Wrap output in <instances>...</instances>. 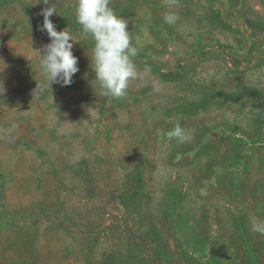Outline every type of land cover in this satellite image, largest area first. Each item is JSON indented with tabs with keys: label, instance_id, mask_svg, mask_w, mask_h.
<instances>
[{
	"label": "rangeland",
	"instance_id": "rangeland-1",
	"mask_svg": "<svg viewBox=\"0 0 264 264\" xmlns=\"http://www.w3.org/2000/svg\"><path fill=\"white\" fill-rule=\"evenodd\" d=\"M0 5L5 21L26 14L20 1ZM110 7L128 23L137 77L125 96H103L93 39L75 37L87 67L76 90L40 93L43 138L0 139V239L34 264H264V235L252 230L264 220V0ZM50 42L22 51L39 59ZM177 124L183 143L166 136Z\"/></svg>",
	"mask_w": 264,
	"mask_h": 264
},
{
	"label": "trees",
	"instance_id": "trees-1",
	"mask_svg": "<svg viewBox=\"0 0 264 264\" xmlns=\"http://www.w3.org/2000/svg\"><path fill=\"white\" fill-rule=\"evenodd\" d=\"M22 3L26 10L23 18L14 21H5L0 15V139L1 142H22L27 146L32 147L36 142L43 138V134L49 129V122L40 118L41 104L39 103V95L43 91L57 87L60 91L71 92L78 88L79 82L74 81V78L79 79L81 73L78 71L73 76V83L70 86H61L53 84L52 87L48 83L47 78L43 75L40 68L39 59L33 58L31 54H26L22 51L23 45L32 43L37 38L49 37L46 31H41L44 17L41 14L42 9L51 6V0L48 4L43 3V0H11V2ZM117 11V8H115ZM127 10V9H126ZM4 11L0 5V14ZM76 7L57 9L50 18L56 26L57 31L67 30L73 38L81 39L82 29L76 20ZM126 15V11L123 16ZM92 38V37H90ZM82 41V40H81ZM94 43L93 40H91ZM86 41L76 45L73 51L78 55H83L87 52L78 50L77 47H82ZM88 55H91L90 53ZM83 64L86 69V59L80 60L78 65ZM82 68H79V70ZM39 89L34 95L35 89ZM26 115L35 117L33 126H29ZM39 121L43 122L44 126L40 127ZM29 136L33 139V144L29 140ZM45 141L50 140L48 135L44 138ZM27 141V142H26ZM123 204L127 208L134 207L135 201L132 195L126 198L123 194ZM4 232L0 231V238H3ZM5 241L0 239V264H34L35 257H32V262L26 260L32 253L25 254V250L15 246L6 236Z\"/></svg>",
	"mask_w": 264,
	"mask_h": 264
},
{
	"label": "clouds",
	"instance_id": "clouds-1",
	"mask_svg": "<svg viewBox=\"0 0 264 264\" xmlns=\"http://www.w3.org/2000/svg\"><path fill=\"white\" fill-rule=\"evenodd\" d=\"M48 4L49 0H43ZM57 13L53 3L42 9L44 17L41 31H46L50 43L39 50V64L48 83L70 86L73 76L79 71L78 57L73 53V35L66 29L57 31L50 19ZM76 20L84 34L91 35L92 49L91 68L95 73V81L102 89V95L109 98H121L127 94L129 82L138 74L133 58L137 56V48L133 44L127 21L120 17L112 7L110 0H78ZM165 22L172 24L176 16L168 14ZM39 91L38 87L34 95ZM168 140L183 143L189 139L185 129L177 124L166 133ZM252 230L264 235V220L253 221Z\"/></svg>",
	"mask_w": 264,
	"mask_h": 264
}]
</instances>
